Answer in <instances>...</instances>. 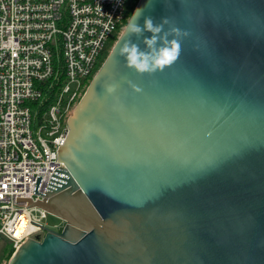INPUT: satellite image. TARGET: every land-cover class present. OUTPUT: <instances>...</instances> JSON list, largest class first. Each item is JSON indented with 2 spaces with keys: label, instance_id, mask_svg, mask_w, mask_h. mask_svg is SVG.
<instances>
[{
  "label": "water",
  "instance_id": "1",
  "mask_svg": "<svg viewBox=\"0 0 264 264\" xmlns=\"http://www.w3.org/2000/svg\"><path fill=\"white\" fill-rule=\"evenodd\" d=\"M141 9V27L182 33L179 57L137 74L120 34L68 119L64 167L27 199L64 227L8 264H264V0Z\"/></svg>",
  "mask_w": 264,
  "mask_h": 264
},
{
  "label": "built area",
  "instance_id": "2",
  "mask_svg": "<svg viewBox=\"0 0 264 264\" xmlns=\"http://www.w3.org/2000/svg\"><path fill=\"white\" fill-rule=\"evenodd\" d=\"M134 2L0 0V236L16 250L47 232L50 213L27 199H43L64 167L68 119Z\"/></svg>",
  "mask_w": 264,
  "mask_h": 264
},
{
  "label": "clouds",
  "instance_id": "3",
  "mask_svg": "<svg viewBox=\"0 0 264 264\" xmlns=\"http://www.w3.org/2000/svg\"><path fill=\"white\" fill-rule=\"evenodd\" d=\"M142 14L143 9L135 13L128 22L122 38L123 43L117 54L125 60L126 67L137 74L151 75L163 71L177 60L181 49L179 37L182 33L175 28L164 31V25L168 22L166 18H162L161 23L155 24L151 16H145L141 27L138 20ZM145 32L151 33V36H145ZM133 35L137 39L143 37L141 42L146 50H141L137 43L131 41ZM169 36L173 38L169 40ZM108 90L111 91L112 88Z\"/></svg>",
  "mask_w": 264,
  "mask_h": 264
},
{
  "label": "rangeland",
  "instance_id": "4",
  "mask_svg": "<svg viewBox=\"0 0 264 264\" xmlns=\"http://www.w3.org/2000/svg\"><path fill=\"white\" fill-rule=\"evenodd\" d=\"M45 222H47V225L49 227L51 228L54 227L57 231H61L65 224L63 220H61L60 218L52 214H49ZM15 252H16V249L14 247V243L4 238L3 236H0V264H8L11 257L13 256Z\"/></svg>",
  "mask_w": 264,
  "mask_h": 264
},
{
  "label": "trees",
  "instance_id": "5",
  "mask_svg": "<svg viewBox=\"0 0 264 264\" xmlns=\"http://www.w3.org/2000/svg\"><path fill=\"white\" fill-rule=\"evenodd\" d=\"M138 1H139V0H135L134 5H133V7H132V9H131V13H133V10H134V8H135V6H136V4H137ZM115 40H117V37L114 38V41H115ZM114 41L110 44L109 48H108L107 51L105 52L104 57H103V59H102V62L100 63V66H101V64L103 63V61L105 60V58L107 57L108 53L110 52V50H111L110 48H111V46L114 44ZM109 49H110V50H109Z\"/></svg>",
  "mask_w": 264,
  "mask_h": 264
},
{
  "label": "bare ground",
  "instance_id": "6",
  "mask_svg": "<svg viewBox=\"0 0 264 264\" xmlns=\"http://www.w3.org/2000/svg\"><path fill=\"white\" fill-rule=\"evenodd\" d=\"M25 226H26V221L24 220V221L21 222V224L19 226V229L17 231V235L21 236L22 232L25 230ZM20 246L18 248H20Z\"/></svg>",
  "mask_w": 264,
  "mask_h": 264
}]
</instances>
